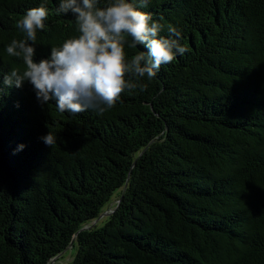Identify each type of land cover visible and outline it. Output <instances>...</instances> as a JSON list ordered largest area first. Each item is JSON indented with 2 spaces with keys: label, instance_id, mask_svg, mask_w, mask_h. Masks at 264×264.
<instances>
[{
  "label": "trees",
  "instance_id": "16d2710c",
  "mask_svg": "<svg viewBox=\"0 0 264 264\" xmlns=\"http://www.w3.org/2000/svg\"><path fill=\"white\" fill-rule=\"evenodd\" d=\"M132 2L187 51L73 115L3 77L24 70L6 46L28 9H49L36 61L79 34L74 17L0 0V264H264V0Z\"/></svg>",
  "mask_w": 264,
  "mask_h": 264
},
{
  "label": "clouds",
  "instance_id": "9594fccd",
  "mask_svg": "<svg viewBox=\"0 0 264 264\" xmlns=\"http://www.w3.org/2000/svg\"><path fill=\"white\" fill-rule=\"evenodd\" d=\"M137 2L146 8L150 0ZM69 13L79 34L51 47L50 55L39 61L34 59L37 30H45L49 9L41 3L17 21L24 38L13 39L6 52L22 58L25 67L5 75V86L21 87L28 81L42 105L55 100L60 112L76 115L92 110L103 115L126 90H145L146 85L137 78L146 75L151 80L162 65L187 51L179 43L182 37L177 28L170 26L169 35L161 36L163 26L132 0H105L103 4L101 0H59L56 14ZM126 45L133 49L142 46V50L129 59ZM42 139L49 147L56 142L50 130Z\"/></svg>",
  "mask_w": 264,
  "mask_h": 264
},
{
  "label": "rangeland",
  "instance_id": "374dc122",
  "mask_svg": "<svg viewBox=\"0 0 264 264\" xmlns=\"http://www.w3.org/2000/svg\"><path fill=\"white\" fill-rule=\"evenodd\" d=\"M119 195V194H118ZM118 195L117 193L113 196L112 198V201L110 202V205L113 206L116 204L117 200H118ZM107 215V212L103 214V216L96 222V223H99L103 217H105ZM95 221V220H94ZM93 221V222H94ZM92 222V223H93ZM72 249V246L68 247V249L64 252H62L60 255H58L56 258H55V263L58 262V263H64V262H68L72 259L73 257V250Z\"/></svg>",
  "mask_w": 264,
  "mask_h": 264
},
{
  "label": "water",
  "instance_id": "95a60500",
  "mask_svg": "<svg viewBox=\"0 0 264 264\" xmlns=\"http://www.w3.org/2000/svg\"><path fill=\"white\" fill-rule=\"evenodd\" d=\"M72 244H73V242L71 243L70 246H72ZM70 246H69V247H70ZM67 249H68V248H67ZM67 249H65L64 251H66ZM64 251H63V252H64ZM50 264H54V260H52V261L50 262Z\"/></svg>",
  "mask_w": 264,
  "mask_h": 264
}]
</instances>
